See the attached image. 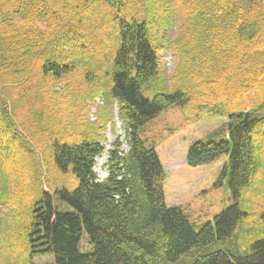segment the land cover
I'll list each match as a JSON object with an SVG mask.
<instances>
[{
  "label": "trees",
  "instance_id": "16d2710c",
  "mask_svg": "<svg viewBox=\"0 0 264 264\" xmlns=\"http://www.w3.org/2000/svg\"><path fill=\"white\" fill-rule=\"evenodd\" d=\"M96 31L101 41L91 42ZM67 76L64 92L53 86ZM17 88L30 94L28 115L41 131L54 121L52 96H100L109 111L79 139L52 131L40 147L18 121L16 108H26ZM256 92L264 94V0H0V204L13 208L0 221V255L17 252V264H264V208L254 215L244 198L264 180V100L226 111L224 136L189 148L193 168L229 157L218 185L228 179L233 204L199 229L167 206L166 170L142 137L169 108L203 98L197 109L231 108ZM114 103L129 150L112 144L101 179ZM49 165L72 182L47 178Z\"/></svg>",
  "mask_w": 264,
  "mask_h": 264
},
{
  "label": "rangeland",
  "instance_id": "374dc122",
  "mask_svg": "<svg viewBox=\"0 0 264 264\" xmlns=\"http://www.w3.org/2000/svg\"><path fill=\"white\" fill-rule=\"evenodd\" d=\"M178 25H175L173 31L170 33V40H174L178 37ZM94 33V32H93ZM99 31H96L93 36L95 40L101 41ZM91 46V45H89ZM88 50V49H87ZM165 58L167 74H172L176 67V59L172 54L171 49H167L162 53ZM72 78L67 76L63 83H54L53 86L60 88L61 91H65L66 84L70 83ZM85 87V86H84ZM87 88V87H86ZM20 89L24 91V95L19 94ZM12 95L18 98V103L26 108L28 94L27 89L17 88L12 90ZM11 95V97H12ZM34 96V95H33ZM86 100L78 99V101L70 100L68 98H61L59 96H52L51 103L53 106L52 116L54 121L42 128V131L33 126L31 123V117L28 115V108L25 110L16 108V115L19 122L23 123L24 130L32 132L25 134L30 135L37 144L47 145L49 137L52 131L63 132L72 139H79V135L88 130L95 129L97 126H91L93 123L98 122L109 111L105 109L108 106L107 100L97 96L95 100L91 98ZM48 98V97H47ZM55 98L59 100H55ZM200 97L199 99H202ZM47 100V99H46ZM93 100V101H92ZM264 100V94L262 92L253 93L246 98L232 103L231 108H226L222 102H215L214 106L205 104L204 107L197 109V104H202L204 98L200 101H196L192 105V109H181L179 107H172L164 112L151 124H149L144 131L143 139L148 145H152L156 148L161 162L167 173V181L165 183L166 204L168 207H180L184 210L185 214L189 217L190 222L197 228H201L207 223H213L216 216H218L225 209L233 204L231 193L228 185V179L224 181L223 186H219L218 182L221 175L229 165V157L224 156L220 160L200 167H190L187 164V155L189 148L198 141H209L211 139H220L224 136L225 126L228 122V114L226 111H241L253 108L255 104ZM79 101H81L79 103ZM86 101V102H84ZM196 105V106H195ZM213 106V107H212ZM45 108V107H42ZM111 122L106 126L105 136L107 138L106 152L97 159V165L95 171L101 178H105L108 175L106 162L109 158L108 151L113 148L112 144L117 140L123 143V149L129 150V146L126 143V129L119 117L118 107L114 103ZM92 128V129H91ZM51 129V130H50ZM65 136V135H64ZM41 144V145H40ZM44 150L46 148H43ZM42 150V149H41ZM45 159H48L44 156ZM49 160V159H48ZM47 172L58 183L68 184L72 181L70 178L63 176L53 166H47ZM27 178L24 180V186L31 191V186L28 184ZM77 185H72L74 188ZM54 183L47 184L48 188H53ZM244 198L252 203L254 208L252 209L254 215H257L261 209L264 208V180L253 186ZM0 221L6 219L9 215L12 217L13 208H5L0 204ZM246 225H250L247 228H242V233L252 228V223L247 222ZM261 225L258 224L257 233L261 232ZM258 236V235H257ZM256 236L250 234L242 237L243 243H247ZM17 252H13L10 249L5 250L0 255V264H17Z\"/></svg>",
  "mask_w": 264,
  "mask_h": 264
}]
</instances>
